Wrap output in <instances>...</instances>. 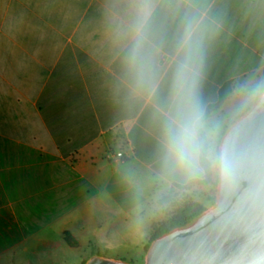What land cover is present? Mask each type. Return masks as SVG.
I'll return each mask as SVG.
<instances>
[{
  "label": "crops",
  "instance_id": "crops-1",
  "mask_svg": "<svg viewBox=\"0 0 264 264\" xmlns=\"http://www.w3.org/2000/svg\"><path fill=\"white\" fill-rule=\"evenodd\" d=\"M263 70L264 0H0L1 233L42 255L68 233L141 256L162 199L205 175L167 162L166 126L232 81L209 140L219 113L257 101ZM6 240L0 256L29 250Z\"/></svg>",
  "mask_w": 264,
  "mask_h": 264
},
{
  "label": "water",
  "instance_id": "water-1",
  "mask_svg": "<svg viewBox=\"0 0 264 264\" xmlns=\"http://www.w3.org/2000/svg\"><path fill=\"white\" fill-rule=\"evenodd\" d=\"M216 204L156 238L144 264H264V93L221 141ZM86 264H132L95 255Z\"/></svg>",
  "mask_w": 264,
  "mask_h": 264
},
{
  "label": "rangeland",
  "instance_id": "rangeland-1",
  "mask_svg": "<svg viewBox=\"0 0 264 264\" xmlns=\"http://www.w3.org/2000/svg\"><path fill=\"white\" fill-rule=\"evenodd\" d=\"M255 104V102L248 107L246 112ZM245 112V113H246ZM244 113V114H245ZM242 114V115H244ZM219 116V117H217ZM212 122V127L209 131L210 139L208 140V145L211 148L213 155L212 166V176L210 181L206 185H197L192 187L190 190H176L173 191L168 199V205H163L161 209V218L158 219L157 223H154L152 226L153 233L157 230L163 228L167 224H173L170 222L172 218V214L177 206L182 204L192 202L199 206L202 213L206 210L212 208L217 201V187L219 183V164H220V152L219 147L223 136L229 129V127L238 120L241 116H238L234 122H231L229 113H219ZM169 206V207H168ZM168 207V208H167ZM169 224V225H170ZM7 230L6 226H0V230ZM152 231V230H151ZM6 238H12L10 240V244H24L28 245L29 250L25 251H13L14 254H7L0 256V264H86V262L93 256H95L96 252H100L101 255L105 258L123 260L126 262H130L132 264H144L145 256L147 253V247L152 243L151 240H146V242L142 246V255L137 257H130L128 255L125 256H115L113 254L120 255L121 253H129L133 254L134 251L129 250L135 244L132 242H128V250L126 251V245H116L111 247H104L98 250L93 245H89L86 250L79 247L74 238L65 233L63 236L64 241H57L55 248L50 251V255H42V251L34 250V242L29 240L30 235L28 233L20 234V233H1L0 231V248L1 246L8 244ZM104 244V243H103ZM150 247V246H149ZM0 252H7L0 250ZM106 253L109 256H103Z\"/></svg>",
  "mask_w": 264,
  "mask_h": 264
},
{
  "label": "clouds",
  "instance_id": "clouds-1",
  "mask_svg": "<svg viewBox=\"0 0 264 264\" xmlns=\"http://www.w3.org/2000/svg\"><path fill=\"white\" fill-rule=\"evenodd\" d=\"M140 56V41L130 50V60L135 63ZM183 77V71L180 73ZM201 114L193 105L186 113H178L166 126V160L189 176L203 175L206 164L213 162L210 147L202 135Z\"/></svg>",
  "mask_w": 264,
  "mask_h": 264
},
{
  "label": "trees",
  "instance_id": "trees-1",
  "mask_svg": "<svg viewBox=\"0 0 264 264\" xmlns=\"http://www.w3.org/2000/svg\"><path fill=\"white\" fill-rule=\"evenodd\" d=\"M231 92H232V81H228L220 88L218 101L214 104L209 105L207 107L204 115L201 117L202 125L207 121V119L211 116V114L213 112H215L216 110L221 108V106L227 101ZM262 93H264V70H263V75H262V79H261V94ZM202 135H203V138L205 140L206 146L209 147L207 136H206V133L203 130V128H202ZM205 167H206V171L204 173L205 175H204L203 179L191 180L190 182H188L186 185H183V186L176 185L175 186L176 188L173 191L190 190L194 186H197V185H203L204 186V185L208 184L210 181V178L212 176L211 163L206 164ZM172 192H170L167 196H165L162 199V201H161L162 205H168V201H166V200L168 199L169 195ZM202 212L203 211H201L199 206L195 203H192V202H188V203L182 204L180 206H177L175 208L173 214H172V218L170 219L171 220L170 222H173V224L169 223L170 225L169 224L165 225L163 228L157 230L155 233H153V229H152L148 240H151V242H153L156 238L160 237L161 235H163V234H165V233H167V232H169L175 228L188 225L193 220H195L197 217H199L202 214ZM149 244H151V243H149ZM149 246L147 247V250H148Z\"/></svg>",
  "mask_w": 264,
  "mask_h": 264
},
{
  "label": "built area",
  "instance_id": "built-area-1",
  "mask_svg": "<svg viewBox=\"0 0 264 264\" xmlns=\"http://www.w3.org/2000/svg\"><path fill=\"white\" fill-rule=\"evenodd\" d=\"M124 158V154L122 152H118V153H113V152H108L106 154V159L108 161H113V160H120Z\"/></svg>",
  "mask_w": 264,
  "mask_h": 264
}]
</instances>
